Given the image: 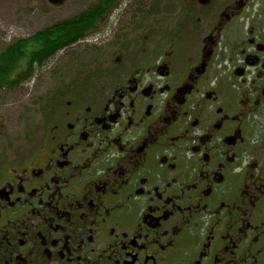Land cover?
<instances>
[{"label":"flooded vegetation","instance_id":"flooded-vegetation-1","mask_svg":"<svg viewBox=\"0 0 264 264\" xmlns=\"http://www.w3.org/2000/svg\"><path fill=\"white\" fill-rule=\"evenodd\" d=\"M174 3L0 150V264H264V0Z\"/></svg>","mask_w":264,"mask_h":264},{"label":"rangeland","instance_id":"rangeland-1","mask_svg":"<svg viewBox=\"0 0 264 264\" xmlns=\"http://www.w3.org/2000/svg\"><path fill=\"white\" fill-rule=\"evenodd\" d=\"M97 1L0 0V55L8 47L21 42L28 43L24 46L26 50L36 49L32 43H36L33 39L39 33L79 16ZM127 1H131L130 4H126ZM174 1L118 0L114 13L100 23L99 29L89 31L85 36L87 43L77 44L74 48L72 44L60 49L46 61L48 63L44 68L34 69L28 75V83L24 81L21 87L11 92L3 91V97H0V150H5V144L20 141L31 133L38 123V101L46 97L54 86L61 85L64 91L74 77L92 73L93 68L103 61L107 49L112 48L126 34V29L133 25L135 16L139 22L136 24L141 28L164 27L165 19L173 11ZM121 16L125 21L122 19L124 22L119 24L116 20ZM25 58L18 63L15 75H24Z\"/></svg>","mask_w":264,"mask_h":264},{"label":"trees","instance_id":"trees-1","mask_svg":"<svg viewBox=\"0 0 264 264\" xmlns=\"http://www.w3.org/2000/svg\"><path fill=\"white\" fill-rule=\"evenodd\" d=\"M116 2L117 0H98L79 16L45 29L33 39L36 43L32 44L36 46V49H24V46L28 45L25 42L8 47L0 55V86L9 85L16 81L14 71L25 56L29 57L24 60L26 70L27 68L31 70L34 61H40L41 63V61L49 60L60 49L68 47L78 39L85 37L101 16L113 10L112 7ZM87 21L90 22L89 25L84 26L83 23Z\"/></svg>","mask_w":264,"mask_h":264}]
</instances>
